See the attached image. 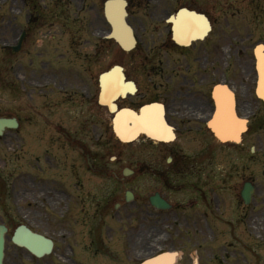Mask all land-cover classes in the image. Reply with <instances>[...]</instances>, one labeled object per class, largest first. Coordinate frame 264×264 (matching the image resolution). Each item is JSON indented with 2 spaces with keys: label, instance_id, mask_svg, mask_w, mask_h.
<instances>
[{
  "label": "flooded vegetation",
  "instance_id": "flooded-vegetation-1",
  "mask_svg": "<svg viewBox=\"0 0 264 264\" xmlns=\"http://www.w3.org/2000/svg\"><path fill=\"white\" fill-rule=\"evenodd\" d=\"M20 2L35 8L34 0ZM127 2L136 47L124 52L100 34L81 57L70 37L68 46L78 58L45 63L60 62L40 77L47 82L40 87L57 88L49 90L56 95L47 97L41 115L33 111L23 117V54L31 30L25 29L16 51L1 47L0 80L8 85L0 89V118H13L16 126L0 136V224L9 231L21 224L39 223L48 230L57 223L85 224L91 237L106 224L138 226L128 233L134 264L158 250L177 253L184 264L193 255L213 260L216 235L219 241L242 238V264H264V102L256 92L264 0ZM96 20L101 30L110 28L103 10ZM35 21L30 18L28 28ZM23 32L15 29L14 44ZM114 47L126 55V63L112 56ZM78 60L83 72L71 66ZM27 61L30 82L37 83L32 66L38 60ZM115 65L123 67L129 82L115 101L125 110L120 113L99 103L100 76ZM219 83L232 88L237 114L248 118L239 143H223L213 131ZM47 114L55 120L48 121ZM124 117L133 139L128 144L115 134ZM109 153L111 169L105 160ZM245 189L251 191L249 202ZM12 208L36 210L37 217L21 222L18 213H8ZM37 209L64 211L57 219ZM91 241L93 246L96 236Z\"/></svg>",
  "mask_w": 264,
  "mask_h": 264
},
{
  "label": "rangeland",
  "instance_id": "rangeland-1",
  "mask_svg": "<svg viewBox=\"0 0 264 264\" xmlns=\"http://www.w3.org/2000/svg\"><path fill=\"white\" fill-rule=\"evenodd\" d=\"M106 0H34L35 8H26L20 0H0V49L5 45H13V40L16 36L15 29L23 28L28 32L31 30V38L27 41L24 58H23V74L25 79L23 80V117L27 119L30 117V113L33 111L39 115L42 114V105L47 101V97H54L55 93H49V90L57 88L54 85L48 87H40L47 82L40 80L42 74L47 73V67L51 71L58 68L60 62L52 61L49 65H45L51 59H63L64 58H78V55H74V50L68 46L69 38H72V42L77 41L80 47V56L89 54L92 50L94 43L98 42L97 36L109 31V27L105 26L103 30L100 29L99 21H93L98 10H102L103 3ZM22 9V14H17V10ZM40 13L37 16L36 13ZM36 18L34 23L35 27L28 28V20L30 18ZM19 17V18H18ZM17 19V20H16ZM95 29H98L95 31ZM82 30L81 33L79 31ZM89 40L85 43V40ZM81 42V43H79ZM79 51V50H78ZM77 51V53H78ZM116 52V55H115ZM1 54V53H0ZM112 56L117 62L126 63V55L123 54L116 47L111 51ZM40 59L38 65L32 66L37 69L36 82H30L31 75L28 67L29 61L27 59ZM42 61H45L43 63ZM71 66L79 69L83 72L81 61L74 62ZM33 80V79H32ZM7 79L0 80V89H4ZM46 90L45 94H41L40 91ZM1 91V90H0ZM35 91V92H34ZM10 99H14L13 92L9 93ZM0 99L3 98V94L0 93ZM10 101V100H9ZM7 101V102H9ZM50 116V114H47ZM243 115V114H241ZM53 115L48 118V121H54ZM43 130L40 128V134ZM104 132V131H103ZM25 138V131L23 134ZM23 138V141H24ZM24 148H25V141ZM103 145V151L105 150ZM27 147H26V149ZM25 153V151H24ZM112 153L105 155L106 163ZM112 168V163L108 162L107 169ZM36 210L27 209L17 212L14 208L8 212L12 217H18L21 222L30 221L32 218L37 217L34 213ZM64 209L59 210H42L37 209V213H44L48 218L61 219ZM242 218V212L237 214ZM58 222H60L58 220ZM33 228L39 232L46 233L49 237H52L56 242L55 254L47 259L50 264H134L129 259L128 251L130 244L128 242V233H136L138 226H132L128 228V225H115L106 224L102 229L97 231V242L92 245V237L90 236L89 225H62L60 223L54 224L49 227V230L39 223H33ZM121 227H124L122 231ZM16 225L12 226L11 230H14ZM48 230V231H47ZM141 230V227H139ZM102 232L105 233L102 237ZM113 235V236H112ZM92 236H94L92 234ZM102 237V239H101ZM112 237V238H111ZM142 237V235H140ZM219 236L216 235L214 245L222 249L221 251L215 250L213 252V260L211 256L201 255V264H242V238L240 241H235L227 237L217 240ZM110 238V239H109ZM124 239V240H123ZM104 241V242H103ZM223 243V245H221ZM107 244V245H105ZM232 244L233 247L229 245ZM235 244V246H234ZM69 245H72L76 251L72 256ZM95 246V247H94ZM19 249L12 245L10 241H7L4 264H35L32 263L30 255L25 251L19 253ZM239 252V253H237ZM19 255V257H16ZM145 257V255H144ZM143 257V258H144ZM141 258V259H143ZM193 258H188V264H192ZM199 258V257H198ZM41 261L39 264H49L48 261ZM139 263V259L135 260V264ZM180 264H184L183 262Z\"/></svg>",
  "mask_w": 264,
  "mask_h": 264
},
{
  "label": "water",
  "instance_id": "water-1",
  "mask_svg": "<svg viewBox=\"0 0 264 264\" xmlns=\"http://www.w3.org/2000/svg\"><path fill=\"white\" fill-rule=\"evenodd\" d=\"M126 2L124 0H113L109 1L106 3L105 6V11H106V17L108 21L111 23L114 34L113 38L119 43V45L125 49L129 50L132 48L134 45V36H133V31L132 29L127 25L126 22ZM222 90H227L222 89ZM231 101V100H230ZM111 110L114 111V109L111 107ZM234 111V105H233V100L231 103L227 106H218V119H221L218 124V135H224L226 134L225 131L228 128L226 121L228 124L229 119H230V114L232 115V118L235 121H238L236 118V115ZM234 116V117H233ZM240 122V121H238ZM5 122L0 121V127L4 125ZM241 123V122H240ZM243 123V122H242ZM9 125V124H8ZM239 126V124H238ZM242 132L245 130L244 127H242ZM241 133V132H240ZM240 133L238 136H240ZM224 137V136H223ZM123 140L127 141V137L123 138ZM226 141V140H225ZM6 229L3 226H0V264L3 262V257H4V234H5ZM13 243L26 247L28 250H30L33 254L41 257L44 255V253H49L50 250L52 249V245L50 242L46 241L42 237H39L37 235H30L26 234L24 231V228L21 227L17 230L15 233L14 238L12 239ZM41 251H40V250ZM45 251V252H43ZM152 260L147 261L146 264H151Z\"/></svg>",
  "mask_w": 264,
  "mask_h": 264
},
{
  "label": "bare ground",
  "instance_id": "bare-ground-1",
  "mask_svg": "<svg viewBox=\"0 0 264 264\" xmlns=\"http://www.w3.org/2000/svg\"><path fill=\"white\" fill-rule=\"evenodd\" d=\"M260 53H261V56H262V53H264V52H262V51H260ZM260 56V54H259V57H260V59H262V66L261 65H258V67H259V69H260V78L262 79V82L260 81L259 82V85H256V92L258 93V95L259 96H261V97H263L264 98V57L262 56L261 57ZM103 84H104V87L105 88H107L108 87V89H110V93H112L113 91H115L117 88H118V86H119V83H117V81H116V79L115 78H112L111 79V81L109 80V81H107V80H105L104 82H103ZM227 89V88H226ZM220 90H222V89H220ZM226 90H224V92H225ZM107 92H108V90H107ZM230 93H231V91H229V93H228V99H227V103L226 102H223L224 101V99H223V97H220L219 99H218V103H219V105L220 106H222V105H224V106H228L229 104H230V102H229V98H231V96H230ZM233 115V114H232ZM232 115L230 114V119H229V123L230 124H228L227 123V121H226V124H227V126H228V128L226 129V131H225V133L226 134H224V135H221V136H219V138L221 139V140H223V141H225V140H230V141H232V140H234V141H238V139H239V136H238V134L243 130L242 129V127H244V128H246L247 129V127H248V124H246L245 123V121L242 123V119L241 120H238V121H240V122H238V121H235L233 118H232ZM234 117V116H233ZM214 119H215V117H214ZM216 120V119H215ZM214 120V121H215ZM238 124H239V126H238ZM212 125V127H214L215 129H216V131L217 130H219V128H218V125H217V123H216V121L214 122V124H211ZM119 131L122 133V134H124V135H126L127 134V129L125 128V125H124V123L123 122H121V124H120V126H119ZM136 132L137 133H139V132H141V129L139 130H136ZM119 134V133H118ZM124 135H121V134H119V136L123 139V138H125V136ZM224 136V137H223ZM127 139H129V138H127ZM156 249V248H155ZM159 249V248H158ZM45 252V251H44ZM151 254V253H150ZM150 255L148 254V255H146V257H149ZM156 257H159L158 255L156 256ZM177 260V259H176ZM169 263V257L168 256H163V257H160V258H158V259H156L155 261H153L151 264H168ZM175 264H177V263H175Z\"/></svg>",
  "mask_w": 264,
  "mask_h": 264
}]
</instances>
